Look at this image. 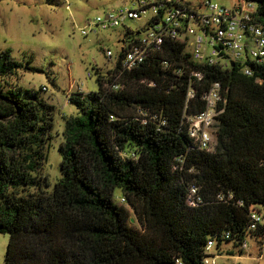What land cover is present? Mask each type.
<instances>
[{
  "label": "trees",
  "instance_id": "1",
  "mask_svg": "<svg viewBox=\"0 0 264 264\" xmlns=\"http://www.w3.org/2000/svg\"><path fill=\"white\" fill-rule=\"evenodd\" d=\"M242 1L254 2L264 23V0ZM167 46L122 72L119 90L108 88L116 63L107 74L96 68L95 90L69 99L78 112L64 121L61 176L51 189L41 166L54 106L14 85L23 65L0 51L3 264H204L212 237L240 246L251 211L264 212V64L257 81L237 66L194 65L181 45ZM187 66L204 71L188 99ZM213 82L221 84L220 112L207 152L193 145L187 117L203 109ZM190 183L203 198L196 207L186 202ZM116 190L126 205L114 200Z\"/></svg>",
  "mask_w": 264,
  "mask_h": 264
},
{
  "label": "rangeland",
  "instance_id": "2",
  "mask_svg": "<svg viewBox=\"0 0 264 264\" xmlns=\"http://www.w3.org/2000/svg\"><path fill=\"white\" fill-rule=\"evenodd\" d=\"M198 4L204 0H184ZM232 7L237 0H211ZM129 0H0V51L23 65L13 76L14 85L36 92L54 106L52 139L49 141L47 159L41 166L51 189L61 176V154L64 121L77 114V107L69 101L97 87L95 70L109 72L125 39L122 27L97 28L91 31L88 23L96 15L112 7L129 4ZM145 18L128 19L126 26L137 29ZM87 34L81 33V29ZM109 49L113 56L106 61L104 52ZM31 67V68H28ZM90 73L87 77L86 73ZM44 87V89L42 88ZM116 190L114 200L120 199ZM123 204L126 205L124 202ZM130 216L134 213L130 210ZM134 222V219L132 223ZM246 248L238 253L240 246L232 240L214 243L211 253L214 264H264V247L260 249L253 241L246 240ZM8 234L0 233V264L6 252ZM231 250V254L227 253Z\"/></svg>",
  "mask_w": 264,
  "mask_h": 264
},
{
  "label": "built area",
  "instance_id": "3",
  "mask_svg": "<svg viewBox=\"0 0 264 264\" xmlns=\"http://www.w3.org/2000/svg\"><path fill=\"white\" fill-rule=\"evenodd\" d=\"M128 3L105 10L88 23L93 32L98 27L105 29L116 26L124 29L125 39L121 40L123 45L120 50L122 56L116 57L114 67L118 63V68L112 72L113 79L108 88L119 90L122 85L118 79L122 72L137 69L147 57L167 48V42L170 41L181 45L183 54H189L186 61L194 65L226 71L237 66L242 74L255 75L257 81L263 79L264 23L256 18L257 6L254 2H236L232 7L211 0H204L197 5L184 0H129ZM140 18H145V22L137 29L125 25L128 19ZM81 33L86 35L87 30L81 29ZM104 54L106 61H110L113 53L107 49ZM160 64L163 69H169V60H160ZM187 67L190 85L186 93L188 99L194 93L191 82H200L204 71ZM173 71L178 75L182 74L181 68L177 67ZM86 75L90 77L89 72ZM220 90L221 84L213 82L201 96L205 105L203 109L196 115L187 117V129L193 145L207 152L215 149V123L220 112L216 107L221 99ZM130 156L133 157L134 154L130 153ZM176 161L181 162L182 157H177ZM186 195V202L190 207L199 206L203 201L194 183L187 186ZM218 197L222 198L221 195ZM118 202L124 203V196ZM248 229L240 248L245 249L246 240H251L262 249L264 212L251 211ZM215 242L214 237L207 240L204 264H214L215 257L210 251Z\"/></svg>",
  "mask_w": 264,
  "mask_h": 264
},
{
  "label": "water",
  "instance_id": "4",
  "mask_svg": "<svg viewBox=\"0 0 264 264\" xmlns=\"http://www.w3.org/2000/svg\"><path fill=\"white\" fill-rule=\"evenodd\" d=\"M131 221H132V219H131Z\"/></svg>",
  "mask_w": 264,
  "mask_h": 264
}]
</instances>
